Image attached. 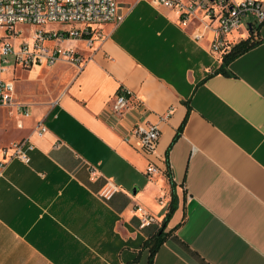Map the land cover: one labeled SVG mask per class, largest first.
<instances>
[{
    "label": "crops",
    "instance_id": "0c3cea01",
    "mask_svg": "<svg viewBox=\"0 0 264 264\" xmlns=\"http://www.w3.org/2000/svg\"><path fill=\"white\" fill-rule=\"evenodd\" d=\"M118 3L124 19L96 25L92 46L62 42L79 65L18 68L56 74L53 98L23 99L13 75L31 111L15 114L11 142L33 148L28 163L0 148V264H264V21L227 35L256 43L222 66L210 29L197 41L202 27L170 7ZM120 88L132 101L123 120L110 111ZM134 121L159 126L154 153L124 139ZM108 183L119 189L106 199ZM137 205L155 221L141 228Z\"/></svg>",
    "mask_w": 264,
    "mask_h": 264
},
{
    "label": "built area",
    "instance_id": "2783aa9c",
    "mask_svg": "<svg viewBox=\"0 0 264 264\" xmlns=\"http://www.w3.org/2000/svg\"><path fill=\"white\" fill-rule=\"evenodd\" d=\"M154 3L174 9L185 26L193 20L202 27L193 33L195 40H201L210 29L209 50L221 57L231 47L227 35L241 27L250 28L264 21V0H153ZM124 13L118 0H0V107H12L18 116H30V103L15 99L14 73L18 68L53 65L59 59L78 64L81 62L75 50L66 49L62 42L66 39L85 38L88 46L93 45L95 26L107 22L120 23ZM250 21V22H249ZM57 23V28H47L46 25ZM18 25L31 26L29 34L17 28ZM12 70L11 78H4L7 71ZM130 91L120 88L113 97L110 111L117 119L128 116L132 103ZM169 110L162 119L169 116ZM41 134L46 127L38 123ZM136 137L140 149L146 154L155 152L160 137V128L149 121H134L124 133V139L130 141ZM33 145L22 139L11 145V157H18L28 163V150ZM7 153V149L3 151ZM1 169V165H0ZM158 171L154 163L146 168L147 174ZM94 172V171H92ZM1 174V170H0ZM118 187L108 183L99 195L109 199ZM140 211L141 228L155 221V216L142 206Z\"/></svg>",
    "mask_w": 264,
    "mask_h": 264
},
{
    "label": "rangeland",
    "instance_id": "374dc122",
    "mask_svg": "<svg viewBox=\"0 0 264 264\" xmlns=\"http://www.w3.org/2000/svg\"><path fill=\"white\" fill-rule=\"evenodd\" d=\"M47 28H58L59 25L57 23H50L46 25ZM17 28L25 30L26 34H29V29L31 26L26 25H18ZM0 34H3V29L0 27ZM67 41H64L66 44ZM232 46V45H231ZM58 63V62H57ZM59 68H64L66 65L62 62L58 63ZM17 73V74H16ZM15 73V80L17 81L16 89L17 94L21 96L23 93V99L28 100L30 102H38L42 100H49L53 98L57 91L55 88V84L57 82V75L51 74L45 80L37 79V80H29L26 73L19 72V69ZM36 71L33 72L32 75H35ZM4 78L12 77V70L7 71L4 75H1ZM21 98V97H20ZM16 115L15 113L6 112L4 116L0 118V148H5L13 144L12 134L16 125Z\"/></svg>",
    "mask_w": 264,
    "mask_h": 264
},
{
    "label": "trees",
    "instance_id": "16d2710c",
    "mask_svg": "<svg viewBox=\"0 0 264 264\" xmlns=\"http://www.w3.org/2000/svg\"><path fill=\"white\" fill-rule=\"evenodd\" d=\"M255 43H256V41H255V39H254L252 34L249 35L247 38L240 39L238 42L234 43L229 48V50L223 55L222 66H225L231 60H233L235 57H237L241 53L245 52L246 50H248L249 48L254 46ZM163 239L164 238H163V234L162 233H160L159 235H156L155 237H153L152 242L154 244H153V246L151 248V250L153 252L155 251L157 246L162 243Z\"/></svg>",
    "mask_w": 264,
    "mask_h": 264
}]
</instances>
